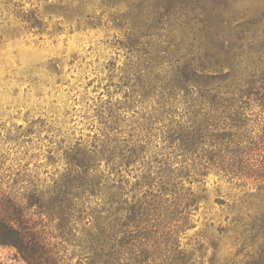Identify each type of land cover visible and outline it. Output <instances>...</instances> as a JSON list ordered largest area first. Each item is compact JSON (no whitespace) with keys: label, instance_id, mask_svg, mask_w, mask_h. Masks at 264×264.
I'll list each match as a JSON object with an SVG mask.
<instances>
[{"label":"trees","instance_id":"trees-1","mask_svg":"<svg viewBox=\"0 0 264 264\" xmlns=\"http://www.w3.org/2000/svg\"><path fill=\"white\" fill-rule=\"evenodd\" d=\"M138 1L122 22L139 20L131 43L151 46L167 84L143 115L146 122L137 124L139 133L124 135L126 120L116 116L110 127L116 133L102 147H68L66 170L47 189L28 194L24 203L0 194V244L16 248L26 263L57 264L60 257L37 213L58 219L63 237L83 223L90 264H195L178 238L198 195L183 186L184 166L150 144L154 123L172 114L176 102L189 114L164 131L169 148L183 161L196 155L201 175L214 166L243 186L253 182L256 192L248 196L264 194V0ZM155 33L158 44L144 41ZM143 90L130 91L133 104L154 102ZM257 119L260 130L247 136ZM233 222L236 240L257 243L243 264H264L263 203L249 220Z\"/></svg>","mask_w":264,"mask_h":264},{"label":"rangeland","instance_id":"rangeland-1","mask_svg":"<svg viewBox=\"0 0 264 264\" xmlns=\"http://www.w3.org/2000/svg\"><path fill=\"white\" fill-rule=\"evenodd\" d=\"M138 3L0 0V194L24 203L28 194L47 189L66 170L68 147H102L116 133L110 128L116 116L126 120L119 127L127 137L141 131L137 124L146 122L143 115L160 98L167 73L150 55L149 44L138 48L131 43L139 20L122 22ZM158 39L155 33L144 41L154 44ZM144 88L154 102L133 104L130 91ZM186 107L176 102L174 112L162 114L150 134L151 147L184 166L183 186L198 195L178 243L192 252L195 264H243L257 243L236 240L239 229L233 220L255 215L262 203L264 207V194L248 196L256 192L253 182L243 186L242 180L229 179L210 164L201 175L199 160H192L196 155L183 161L169 148L163 133L173 121L187 120ZM258 122L251 123L247 136L257 135ZM34 217L57 247V264H90L92 252L81 239L83 223L63 237L58 219ZM200 244L206 247L202 251ZM0 264L29 263L16 248L0 244Z\"/></svg>","mask_w":264,"mask_h":264}]
</instances>
